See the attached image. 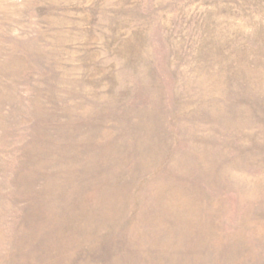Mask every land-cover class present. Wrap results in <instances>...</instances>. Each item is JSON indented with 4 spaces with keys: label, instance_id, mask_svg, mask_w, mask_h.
Returning a JSON list of instances; mask_svg holds the SVG:
<instances>
[{
    "label": "rangeland",
    "instance_id": "obj_1",
    "mask_svg": "<svg viewBox=\"0 0 264 264\" xmlns=\"http://www.w3.org/2000/svg\"><path fill=\"white\" fill-rule=\"evenodd\" d=\"M0 264H264V0H0Z\"/></svg>",
    "mask_w": 264,
    "mask_h": 264
}]
</instances>
